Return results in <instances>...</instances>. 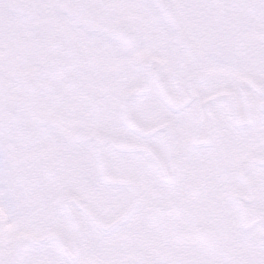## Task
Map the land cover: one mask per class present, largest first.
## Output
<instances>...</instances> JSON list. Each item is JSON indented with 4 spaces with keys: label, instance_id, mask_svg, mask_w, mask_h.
Wrapping results in <instances>:
<instances>
[{
    "label": "flooded vegetation",
    "instance_id": "obj_1",
    "mask_svg": "<svg viewBox=\"0 0 264 264\" xmlns=\"http://www.w3.org/2000/svg\"><path fill=\"white\" fill-rule=\"evenodd\" d=\"M259 1L199 0L209 7L193 23L168 25L175 43L167 72L164 61L150 58L146 65L133 49L147 42L139 37L150 28L144 10H128L106 30L85 7L71 12L77 25L70 45L77 59L74 119L57 137H11L12 147L5 134L17 124L14 109L0 106V154L9 162L2 167L1 161L0 170L11 182L13 208L9 221L0 217V260L16 264L40 245L56 243L78 264H264V38H241ZM150 4L160 17L161 9ZM17 9L16 0H0V104L1 76L15 75L22 46L10 14ZM21 17L32 22L37 14L23 8ZM53 17L42 19L64 37L67 24L59 28ZM47 40L65 46L63 38ZM186 51L192 61L183 73ZM209 55L225 59L231 70L216 71L219 61ZM152 93L182 118L147 108L136 131L157 142L124 146L126 138L112 132L115 120L125 119L118 101ZM49 101L56 106V99ZM102 142L128 153L127 162L90 168L89 145ZM59 221L71 231L58 229Z\"/></svg>",
    "mask_w": 264,
    "mask_h": 264
},
{
    "label": "rangeland",
    "instance_id": "obj_2",
    "mask_svg": "<svg viewBox=\"0 0 264 264\" xmlns=\"http://www.w3.org/2000/svg\"><path fill=\"white\" fill-rule=\"evenodd\" d=\"M19 5L17 13L21 14L22 8H25L30 13L31 11H35L37 14V17L32 21L29 22V19L26 17H21L17 14H14L12 11L10 12L11 16L17 20L18 23H15L16 26H14V30L17 31V39H20V42L22 43L23 48H26V50L32 51L31 55H21L18 57L17 61L24 67L20 70L22 75H35L34 78L36 80L37 86H38V104L35 106L34 110L39 111L45 119L50 121V126H46L44 128V132L47 133L48 129H51L47 134H44L42 136L44 137H57L60 134V131L62 127L68 123L71 122L74 119V102H75V95L78 93V87H77V78H73L75 75V68L72 67L73 60L76 62V55L74 46H70L73 41L69 40V44L66 46V56L64 59V63L61 61V58L59 57V49L57 48L56 43L50 42L47 40V35L44 38V35H38L37 32H42L38 29L39 22L41 21V18H39L38 14H40L39 9L36 5L37 0H33L30 2V0H16ZM94 2V0H91ZM103 3V7H107L109 9L108 16L104 18L102 15H99L96 13V10L93 8L94 6L90 5L88 7H85L84 12L88 13V15L95 14L98 17L97 23L99 28L102 27L105 30L107 29V25H109L114 18L117 17L118 13L126 14L128 10H134L135 12L137 9L144 10L146 12V20L149 21L150 28L147 27V34L145 31V35L140 33L139 37H146V43L143 45V43H140L138 46H133V49L136 54L140 55L141 57L147 58L146 59V65L150 61V57L158 58L165 63V70L166 72L173 66V52H174V33L167 30V28L164 26L166 23H176V19L181 15L177 12L176 8H182L181 5H178L180 0H154L152 2L156 3L157 7L161 9L163 13L164 20H161L156 10H153V7L149 3L148 0H100ZM36 2V3H35ZM182 2H186L185 0ZM49 3L55 6L50 7V10L46 9L45 14L48 12H51V16L56 20V22L59 24V28L61 26V23L67 24L68 27H66L67 33L70 31L73 36L76 39L75 31L77 30L75 27L76 21L73 20L70 16L71 12H76L78 8H71L63 6L67 3V0H49ZM191 4V3H189ZM150 6V7H149ZM48 7V6H47ZM49 8V7H48ZM15 12V10H13ZM190 11L188 9L187 13ZM92 12V13H91ZM124 17V16H123ZM184 19L189 18L188 15L183 16ZM106 21L107 23H105ZM29 22V23H28ZM70 22V24H69ZM109 22V23H108ZM104 24H106L104 26ZM184 24L188 25V22H184ZM24 26V27H23ZM32 26L33 32L29 31L27 27ZM156 27V28H155ZM80 28V27H78ZM155 28V31H154ZM150 29V30H149ZM156 29L159 30V32H156ZM184 31V30H182ZM156 32V33H155ZM100 32H98L99 34ZM37 35L34 36V35ZM79 35L82 36L83 39L87 40V37L89 35H86L82 32V30H78ZM150 36V37H149ZM42 37V38H41ZM99 39L104 40L105 43L110 47H115L113 45L114 41L112 39H109L108 37H105L104 35L99 34ZM188 37L190 38V34H188ZM192 38L194 39V34L192 35ZM198 38V37H197ZM242 39H254V38H264V0H260L255 14L253 15L250 24L242 31L241 33ZM61 39V38H60ZM196 39V38H195ZM34 40V41H33ZM39 40V42H37ZM41 40H44V42ZM160 42H159V41ZM32 43V44H31ZM30 47V48H29ZM74 51V56H73ZM36 53V55H34ZM120 55V54H119ZM123 61H126V58L122 56ZM185 60L182 65V72L185 73L188 70V62L192 61V57L188 51L184 53ZM211 58L212 63L215 61H219V65L216 71H226L224 65H228L231 70V66L229 63L225 61V59L217 58L216 56L209 55ZM60 60H59V59ZM61 61V62H60ZM159 61V60H156ZM18 63V66L20 65ZM72 63V64H71ZM20 65V66H21ZM65 66L62 67V66ZM54 66V69H58L61 71L60 75L54 76L53 71L54 69L50 70V67ZM155 65H153V68ZM64 69V70H63ZM66 69V70H65ZM213 68L210 67V70ZM15 75H17L15 73ZM68 75V77L72 78H65V76ZM9 77V75H7ZM6 81H10L11 77L5 78ZM84 90V88H83ZM45 99H59V102L55 107L48 103V101H45ZM1 106V104H0ZM2 107V106H1ZM32 108V107H31ZM13 115H16L13 111ZM14 118V117H13ZM12 130L10 132H7L5 135L8 138L7 145L9 146H17L16 142L13 140H10L11 137L15 136H27L30 133V130L28 131V127L26 130H23L21 126L15 124L13 125ZM16 129V131L14 130ZM60 129V131H59ZM59 131V134L56 132ZM74 133V132H72ZM75 134V133H74ZM25 143H23V146ZM2 161V164H1ZM6 165H5V164ZM0 164L2 167L9 166V162L7 159L2 160V155L0 154ZM11 186V182L8 179H4L2 176V172L0 170V217L3 221H9L10 217L12 216V204L10 199V191L8 187ZM26 221V220H24ZM20 222V221H19ZM24 225V224H18ZM21 226V227H22Z\"/></svg>",
    "mask_w": 264,
    "mask_h": 264
},
{
    "label": "snow or ice",
    "instance_id": "obj_3",
    "mask_svg": "<svg viewBox=\"0 0 264 264\" xmlns=\"http://www.w3.org/2000/svg\"><path fill=\"white\" fill-rule=\"evenodd\" d=\"M47 6L52 7L55 5L49 3ZM63 6L82 8L88 5L83 3L82 0H67V3ZM118 103H121L126 108L125 119L115 120L112 132L113 135H123L126 138L124 146L135 143L152 145L157 142L156 137L147 134L139 136L137 134L136 121L145 109L152 108L162 118L172 117L180 119L183 116L182 112L172 110L168 102L159 93L140 96L133 100H122L118 101ZM89 151L95 154L89 163L90 168H94L98 164L102 170H106L114 165L127 162L128 153L119 151L110 144L102 142L100 147L89 145ZM57 228L64 232L71 231L70 224L67 221H59ZM60 249L61 245L56 243L42 244L34 251L18 259L16 264H78L77 261L67 259ZM0 264H6V261L0 260Z\"/></svg>",
    "mask_w": 264,
    "mask_h": 264
}]
</instances>
